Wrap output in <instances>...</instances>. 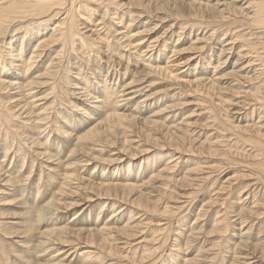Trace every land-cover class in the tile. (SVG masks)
Here are the masks:
<instances>
[{
	"label": "rangeland",
	"instance_id": "rangeland-1",
	"mask_svg": "<svg viewBox=\"0 0 264 264\" xmlns=\"http://www.w3.org/2000/svg\"><path fill=\"white\" fill-rule=\"evenodd\" d=\"M25 1L0 0V78L25 86L43 73L57 49L37 45L76 11L80 46L65 47L42 88L22 87L37 94L27 106L0 92L18 113H0V170L13 179L0 181V264H264L260 0H141L116 14L110 0H56L39 14ZM14 48L25 55L11 65Z\"/></svg>",
	"mask_w": 264,
	"mask_h": 264
},
{
	"label": "bare ground",
	"instance_id": "bare-ground-1",
	"mask_svg": "<svg viewBox=\"0 0 264 264\" xmlns=\"http://www.w3.org/2000/svg\"><path fill=\"white\" fill-rule=\"evenodd\" d=\"M9 1V0H8ZM11 1V0H10ZM23 1V0H22ZM32 1V2H31ZM61 1H63V0H61ZM101 1V0H100ZM117 0H110V3H107V4H111V5H113L114 7L110 10L109 8H107V10L105 11V14H104V16H110L112 13L113 14H116V13H118V8H123V6H128V8H130V3H133L134 2V4L135 3H137L138 5H141V6H143V8H146V7H144V4L145 5H153V4H155L157 1H159V0H142L143 1V3L141 2V0H130V1H128V3L127 2H124V1H119V2H116ZM167 1V0H166ZM58 1H56V0H26L25 2H24V4H22L21 5V8L23 7L24 9H22V10H24L25 12H26V14L28 13V14H39V13H41V12H43V11H39V10H41V8L43 7V6H45V8H50L49 6H52V5H55L56 3H57ZM116 2V3H115ZM173 2H174V0H173ZM3 3V2H2ZM1 3V4H2ZM9 3V2H8ZM13 3V2H12ZM28 3H30V4H28ZM79 3H80V0H79ZM161 2H159V4H160ZM175 3V2H174ZM4 4V3H3ZM89 4H91L90 2H89ZM88 4V2L85 4V2L84 3H82V6H79V8L81 9V8H84L85 9V13H86V9H88V6H90ZM119 4H121V6H119ZM79 5V4H78ZM81 5V4H80ZM85 5V6H84ZM133 5V4H132ZM157 5V4H156ZM190 5V4H189ZM1 6V5H0ZM6 6V5H5ZM117 6V7H116ZM137 6V5H136ZM256 6H257V9L255 10L256 11V15L255 16H257V17H255L254 19H253V21H254V23L255 24H258V25H264V17H262V16H260L259 14L257 15V12L259 13V12H264V0H260V1H258L257 2V4H256ZM34 7V8H33ZM104 7V6H103ZM90 8V7H89ZM148 8V7H147ZM158 8V7H157ZM20 9V7H17V6H14V5H11V12L9 11V15H11V14H14V15H16V14H19V12H18V10ZM80 9H78V10H80ZM83 9V10H84ZM94 9V8H93ZM104 9V8H103ZM138 9V8H137ZM151 9V8H150ZM159 9V8H158ZM82 10V9H81ZM82 10V11H83ZM111 11L110 13V15H109V13L107 12V11ZM81 11V12H82ZM59 12V11H58ZM61 12V11H60ZM59 12V13H60ZM77 12L78 11H76V13L73 15V19L71 20V21H68L66 18L65 19H61V20H58V23L56 24V25H54V27H52V29H51V31H50V33H48L49 35V37H47L46 38V40H42L37 46L38 47H40V48H42V49H44V48H46L45 46H51L52 45V47H55V49H57V54H56V57H54L53 59H52V61H51V63L50 64H48L49 66H48V68H46V69H44V71H43V73H40V74H37L36 75V77L34 76L31 80H29L27 83V85H25V86H22V85H20L19 84V82H10V81H6L5 80V78H0V92H3V93H6V92H13L14 94H16L17 95V97H20V98H17V99H15V98H11L10 100L11 101H9L7 104H10V105H12L13 104V102H17L16 104L17 105H20V103H23L22 102V99H25L24 98V96H28V94L30 93H28V94H26L25 95V93H24V91H23V89H22V87H25V91L26 92H28L29 90L31 91V89L33 88V87H39V88H42L43 87V85H45V83L47 82L46 80H45V78L48 76V75H52V71L53 70H51V68H53V66H55V65H57V63L59 62V61H62L63 60V57H62V55H63V53L64 52H66L65 51V47H69V49L70 50H72V49H74L75 47H76V45L78 44L77 43V41H76V37H75V35H74V32H76V36H77V33L78 32H80V28H79V23H78V20H77V17H78V15H77ZM91 12V11H90ZM129 12V11H128ZM21 13V12H20ZM66 13V12H65ZM130 13V12H129ZM5 14V13H4ZM67 14V13H66ZM65 14V15H66ZM264 15V13H261V15ZM80 15V14H79ZM86 15V14H85ZM89 15V14H88ZM81 16V15H80ZM103 16V17H104ZM116 17V15H114V18ZM23 18V17H22ZM22 18H20V19H22ZM60 18V17H59ZM81 18V17H80ZM90 17L88 16L87 17V20L89 19ZM91 19V18H90ZM104 19V18H103ZM134 19V18H133ZM3 20V19H2ZM162 20V19H161ZM4 21V20H3ZM102 21V20H101ZM133 21V20H132ZM2 22V21H1ZM34 22V21H33ZM39 22V21H38ZM28 24V23H27ZM90 24V23H89ZM148 24V23H147ZM31 25V24H30ZM83 25V24H82ZM130 25V24H129ZM14 26V25H13ZM25 26H27V25H25ZM25 26H23V27H25ZM29 26V25H28ZM38 26V25H37ZM41 26V25H40ZM104 26V25H103ZM110 26V25H109ZM8 27V26H7ZM42 27V29H47L48 28V26H47V24L45 25V26H41ZM83 27V26H82ZM34 28V27H33ZM31 29V28H30ZM41 29V30H42ZM103 29V28H102ZM41 30H40V32H41ZM93 30V29H92ZM6 31H7V29H6ZM22 32H27V31H22ZM39 33V32H38ZM128 33H130V32H128ZM123 35H125V34H123ZM79 36V35H78ZM103 36H105V35H103ZM132 36V35H131ZM30 37L32 38V40H34V38L30 35ZM13 36H12V39H11V42H9V43H7L6 45H11V43H12V41H13ZM90 39V38H89ZM104 39V38H103ZM128 43V42H127ZM126 43V44H127ZM131 43V42H130ZM18 44V43H17ZM22 44V43H21ZM84 44V42L83 41H81V45H83ZM79 46H80V44H78ZM21 46V45H20ZM43 46V47H42ZM128 46V45H127ZM132 46V45H131ZM11 47H12V45H11ZM37 47V48H38ZM59 47V48H58ZM74 47V48H73ZM82 47V46H81ZM120 47V46H119ZM125 47H126V45H125ZM133 47V46H132ZM136 47H137V45H136ZM36 48V47H35ZM36 48V49H37ZM18 49H20V48H14V49H12L10 52L8 51V52H6L7 53V55L9 56L8 58H10V61H11V65H12V62H14L15 60L16 61H19L20 62V60L22 59L23 60V57H24V53L23 52H20L19 51V53L20 54H18L17 52H18ZM39 49V48H38ZM42 49H40V50H42ZM131 49V48H130ZM5 50V49H4ZM6 50H8V49H6ZM13 50H17V52H15V51H13ZM40 50L38 51H35V50H33L32 52H33V54L31 55V57L29 58V59H27V63H26V65H25V67H27V72L26 73H28L29 72V70H32V67H33V64H35V63H37L38 62V58H40L41 56L39 55V53H40ZM84 51V50H83ZM4 52V53H5ZM131 52V51H130ZM129 52V53H130ZM144 52V51H143ZM224 52V51H223ZM135 53V52H134ZM44 55V54H43ZM137 55H139L138 53H137ZM136 55V56H137ZM6 56V55H5ZM124 56H125V54H124ZM128 56V55H127ZM135 56V55H134ZM140 56V55H139ZM142 56V55H141ZM140 56V57H141ZM7 57V56H6ZM138 58V57H137ZM139 59H141V58H139ZM43 60V59H42ZM53 61H56V63H55V65H52V64H54V62ZM148 61V60H147ZM22 62V61H21ZM2 63V64H1ZM6 63V62H5ZM5 63H4V61H3V58H2V56H0V64H1V66H6L5 65ZM16 63V62H15ZM14 63V64H15ZM40 63H41V61H40ZM178 63V62H177ZM13 64V65H14ZM17 64V63H16ZM15 64V65H16ZM18 64H21V63H18ZM148 65H150V64H148ZM151 66V65H150ZM149 66V67H150ZM13 67H15V66H13ZM17 67V66H16ZM56 67V66H55ZM24 68V67H23ZM22 68V69H23ZM157 68L160 70V71H163V70H166L167 69V67L165 68L164 66L163 67H161V66H157ZM10 69H12V68H10ZM22 69H20L21 70V74L20 75H22V76H24L23 75V73H22V71H24V70H22ZM41 70H42V66H41V68H40ZM54 69V68H53ZM148 69V68H147ZM6 70V69H5ZM16 70V69H15ZM51 70V71H50ZM55 70V69H54ZM0 71H4V70H0ZM13 71V70H12ZM32 71H34V70H32ZM145 71V70H144ZM150 71H156V72H159L156 68H155V66H151V68H150ZM168 71V70H167ZM7 72V71H6ZM6 72H3V74L5 73V75H7L6 74ZM55 72V71H54ZM136 72V71H135ZM12 73H14V72H12ZM11 73V74H12ZM15 73H17V72H15ZM14 73V74H15ZM159 73H161V72H159ZM10 74V73H9ZM35 74V73H34ZM167 74V73H166ZM170 76H173V74H172V71H169V73H168ZM27 75H29V74H27ZM16 77L18 76V73H17V75H15ZM14 76V77H15ZM26 77H28V76H26ZM113 77V76H112ZM25 78V77H24ZM26 79V78H25ZM50 79V78H49ZM55 79V78H54ZM17 80V79H16ZM25 82V83H26ZM20 83H22V82H20ZM54 84V83H53ZM52 85V84H51ZM62 85V84H61ZM125 85H127V84H125ZM124 85V86H125ZM54 86V85H53ZM63 86V85H62ZM57 88V87H56ZM123 88V87H122ZM48 89H49V87H48ZM53 89V88H52ZM44 90H46V89H44ZM54 90H57V89H54ZM53 90V91H54ZM36 92V91H35ZM52 92V91H51ZM103 92V91H102ZM32 94V93H31ZM31 94H29L30 96H31ZM35 94V93H34ZM34 94H32V95H34ZM45 94V93H44ZM57 94V93H56ZM39 95V94H38ZM41 95H43V94H41ZM37 96V94H35L33 97H36ZM10 98V97H9ZM50 98V97H49ZM48 98V99H49ZM97 98V97H96ZM40 99H43V98H41V97H39V99H37V100H40ZM48 99H47V101H48ZM5 99H3V98H0V107H1V109H0V113H3L4 114V116L7 118V119H12V118H14V116L15 115H17L18 113L17 112H15L14 110H13V108H11V107H9L8 105H5V101H4ZM20 100V101H19ZM28 100H30L29 99V97H28ZM32 100V99H31ZM35 101V100H34ZM99 101V99H97L96 101H94V102H98ZM28 102H30V101H28ZM38 102V101H37ZM37 102H36V104H37ZM31 103H34V102H31ZM129 103V102H128ZM29 104V103H28ZM33 105H35V104H32V106ZM102 105V104H101ZM8 106V107H7ZM25 106H27V103H23V105L21 106V107H25ZM38 106H40V105H38ZM103 106H105L104 104H103ZM98 107H100V105L98 106ZM106 107V106H105ZM31 108V107H30ZM35 108V107H34ZM34 108H33V110H34ZM40 108H43V107H40ZM103 108V107H102ZM37 109V108H36ZM92 109V108H91ZM3 110H5L6 111V113H4V111ZM13 110V111H12ZM27 110V108H25V110H24V112ZM42 110V109H41ZM85 110V109H84ZM101 110V109H100ZM35 111V110H34ZM36 112H37V110H36ZM35 112V113H36ZM44 112V111H43ZM46 112V111H45ZM96 112V111H95ZM30 113V112H29ZM29 113H28V115H29ZM38 115L41 117V116H43V115H47V114H42L41 112H39L38 111ZM87 113H89V110L88 111H86V114ZM85 114V115H86ZM95 114V113H94ZM24 115V114H23ZM26 115V114H25ZM27 115V116H28ZM88 115L89 114H87V117L85 116V118H89L88 117ZM124 115V114H123ZM123 115L121 114V113H117V114H115V116H116V119L118 118V121L120 120V118H123ZM49 116V115H48ZM110 116V115H109ZM126 116V115H125ZM20 117V116H19ZM66 117V116H65ZM111 118H112V116H110ZM127 117V116H126ZM129 117V116H128ZM125 118V117H124ZM130 118V117H129ZM135 118V117H134ZM114 120H115V118H113ZM126 119V118H125ZM46 120V119H45ZM90 120V119H89ZM112 119H110L109 121H111ZM122 120V119H121ZM1 121V120H0ZM107 121V120H106ZM114 122V121H113ZM4 123V122H3ZM41 123H42V120H41ZM99 123V122H98ZM101 123V122H100ZM106 123V122H105ZM43 124V123H42ZM109 124H110V122H109ZM115 124H117V123H115ZM44 126V125H43ZM91 127H93V126H91ZM95 127V126H94ZM7 128V127H6ZM47 129V128H46ZM44 131V130H43ZM42 132V131H41ZM81 137H83V136H80L79 138L81 139ZM83 139V138H82ZM11 146V145H10ZM7 146L8 147V149H6L5 150V153L7 154L11 149L10 148H12L13 146ZM40 151V150H39ZM43 151V150H42ZM6 154H4V156H6ZM151 157V156H150ZM153 157V156H152ZM150 158H147V160H149ZM157 159V158H156ZM25 160V159H24ZM147 162H149V161H147ZM60 164V163H59ZM131 166V162H128L127 163V165H126V170L129 168ZM1 168V167H0ZM115 168H117V167H115ZM122 168H124V167H122ZM6 171V170H5ZM10 174V173H9ZM70 175H68V177H69ZM11 177H9L6 173H3V171L1 172V170H0V181H6V183H10L11 182ZM67 179V178H66ZM13 180V179H12ZM13 182V181H12ZM5 185V184H4ZM14 185V184H13ZM10 200V199H9ZM46 200V199H45ZM13 201V199L12 200H10V202H12ZM21 202V201H20ZM45 203V202H44ZM24 205V203H20V205ZM19 205V206H20ZM46 205V204H45ZM43 206V205H42ZM27 209H30V208H27ZM31 211V210H30ZM44 211V210H43ZM26 212V211H25ZM29 211H27V213H24V214H26V215H29ZM16 214H18V213H16ZM61 223H62V221H61ZM67 226V225H66ZM28 228H31L30 227V225L28 226ZM68 228L69 227H65V225H62V226H60V227H58L57 229H54V230H49V229H47V230H49V232H50V234H54V233H56V232H58L60 235H62L63 233H65L66 231H68ZM70 229V228H69ZM120 230V229H119ZM44 232H46V231H44ZM46 235H47V233H45ZM47 236H49V235H47ZM58 236V235H57ZM45 238V237H44ZM49 238V237H48ZM48 238H46V240L47 241H50ZM52 238V237H51ZM31 239V238H30ZM53 239V238H52ZM52 241V240H51ZM59 242H62V241H59ZM41 244H46V242L45 241H43V242H41Z\"/></svg>",
	"mask_w": 264,
	"mask_h": 264
}]
</instances>
